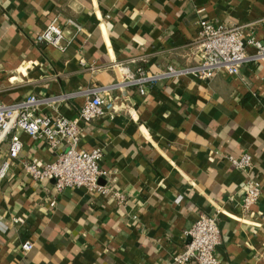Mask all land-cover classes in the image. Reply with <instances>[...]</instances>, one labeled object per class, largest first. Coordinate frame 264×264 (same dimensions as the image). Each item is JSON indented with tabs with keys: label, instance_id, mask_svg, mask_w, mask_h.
Returning a JSON list of instances; mask_svg holds the SVG:
<instances>
[{
	"label": "crops",
	"instance_id": "1",
	"mask_svg": "<svg viewBox=\"0 0 264 264\" xmlns=\"http://www.w3.org/2000/svg\"><path fill=\"white\" fill-rule=\"evenodd\" d=\"M202 18L264 43V0H0V104L36 96L39 115L73 120L84 92L99 89L115 107L81 128L79 148L103 154L102 191L58 195L54 181H34L23 162L51 163L62 150L17 132L23 151L0 181V264H173L203 214L219 220L221 264H264V64L209 80L162 76L144 95L122 85L140 68L198 66ZM54 20L64 51L35 41ZM242 154L262 187L249 212L247 177L228 159Z\"/></svg>",
	"mask_w": 264,
	"mask_h": 264
},
{
	"label": "built area",
	"instance_id": "2",
	"mask_svg": "<svg viewBox=\"0 0 264 264\" xmlns=\"http://www.w3.org/2000/svg\"><path fill=\"white\" fill-rule=\"evenodd\" d=\"M66 24L82 31L73 19L67 20ZM243 31V27L215 26L202 18L199 22L197 41L198 66L190 69L170 66L161 76L150 75L140 68L138 77L129 74L122 85L137 86L140 94L144 95L145 84L155 82L162 76L178 78L191 73L200 80H209L219 73L238 75L240 68L252 61L264 64V43L254 37L245 42ZM35 41L37 45H49L64 51L63 28L54 20ZM248 46L254 48L253 55L247 52ZM84 96L85 101L79 116L73 120L63 116L39 115L41 100L36 96H29L12 105L0 104V145L8 141L7 159L0 162V181L7 177L10 162L19 159L23 151L24 145L17 133L19 131L33 140L45 142L51 150H62L51 163L42 164L38 160L23 162L24 172L34 181H54L58 195L75 188H84L90 193L102 191L98 179L106 175L101 168L103 154L99 149L86 152L79 148L81 128L102 117H113L115 107L104 90H87ZM228 159L236 170L247 177L242 208L249 212L258 204L262 195V187L251 177L254 167L252 157L249 154H242L237 157L229 156ZM118 198L124 199L122 195H118ZM55 204L56 200H53L51 206ZM186 235L190 237V242L173 258V264H221V259L217 255V249L222 244L217 215H201ZM33 246L31 241H25L21 248L27 253Z\"/></svg>",
	"mask_w": 264,
	"mask_h": 264
}]
</instances>
